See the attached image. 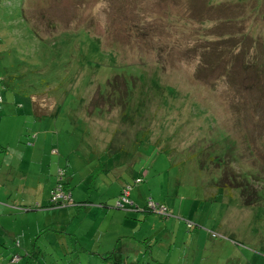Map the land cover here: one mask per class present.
Masks as SVG:
<instances>
[{
    "label": "rangeland",
    "instance_id": "1",
    "mask_svg": "<svg viewBox=\"0 0 264 264\" xmlns=\"http://www.w3.org/2000/svg\"><path fill=\"white\" fill-rule=\"evenodd\" d=\"M254 3L0 0V264H264Z\"/></svg>",
    "mask_w": 264,
    "mask_h": 264
},
{
    "label": "trees",
    "instance_id": "2",
    "mask_svg": "<svg viewBox=\"0 0 264 264\" xmlns=\"http://www.w3.org/2000/svg\"><path fill=\"white\" fill-rule=\"evenodd\" d=\"M234 1V3H236V4H238V5H240V6H242V7H246V5H249L248 6V9L249 10H255V3H254V0H249L248 2H244V1H239V0H233ZM210 2V1H209ZM214 3H218V2H213V4ZM210 4H211V2H210ZM218 5V4H217ZM263 7V3H262V1H261V3H260V5H258L257 6V9L259 8V7ZM224 18V20L223 21H231V20H234V18H230V16H229V19H226L225 17H223ZM206 40L207 41H211V39H210V35L208 36V37H206ZM258 45H260V46H257V44H256V46H255V48H256V53H257V50L258 51H262V50H264V42L263 41H261ZM257 62V61H256ZM261 68H264V63L262 62V64H261ZM253 70V69H252ZM251 70V71H252ZM242 71V70H241ZM253 73V72H252ZM254 74H256V72L254 73ZM141 76L142 77H144V74H141ZM251 76V75H250ZM119 77V76H118ZM252 77V76H251ZM120 78V77H119ZM224 78V76H221V78L220 79H223ZM252 78H254V79H256L257 81H258V87L260 88V92L261 93H263L264 94V88L262 87V85H261V81H263L264 82V80L262 79L263 78V76H260L259 74H256V75H253V77ZM241 80H243V81H241ZM121 81H123V80H120V82ZM235 81H238V82H236L235 83ZM234 81V85H236V86H234L235 87V90L232 88V91L234 92V93H238L239 92V89H238V85L239 86H241V83H243V85H245V87L247 86V89L248 90H250V87L246 84V83H249V82H251L252 80L251 79H247V74H246V76H244V78H238V79H236ZM111 84V86H115L112 82L110 83ZM123 85H124V88H125V92H124V94H127V91H126V86H125V84H124V82H123ZM240 93V92H239ZM241 94V93H240ZM131 95V94H130ZM249 95V94H248ZM240 95H238V97H239ZM243 96V95H242ZM250 96V95H249ZM248 96V97H249ZM105 98H106V96H105ZM249 100H250V103L248 104L249 106H250V108L251 109H256V110H259V109H261L262 108V102H260V101H262V100H264V98L263 99H261L260 98V96H258L257 98H252V97H249L248 98ZM128 105V104H127ZM234 105V106H233ZM231 107H230V109L232 110V112L235 114V117H237L238 118V122H237V125L235 126V127H239V126H241L242 125V121L243 120H245V118H243V116L242 115H240L239 114V116H238V113H241V111H242V109H241V107H240V105L238 104V102L237 103H235V104H233ZM258 112V111H257ZM242 113H243V111H242ZM262 127V126H261ZM212 140H214V139H212ZM202 143V142H201ZM236 149V148H235ZM234 149V150H235ZM234 150H233V152L232 153H230L229 155H225V157L224 158H226L227 156H228V161H226L225 163H224V167L222 168V173H225V174H230L229 172H231L235 167H236V165H238V164H240L238 161H235L236 159L238 160V158H237V156H236V154H235V152H234ZM115 154H113V156H114ZM233 156H236V158L235 157H233ZM214 158V157H213ZM219 161H221V158H220V160ZM234 165V166H233ZM229 166V168H231L229 171H225L226 170V167H228ZM238 175H241L242 173H241V171L240 172H238L237 173ZM61 185L65 188V191H67L66 189H67V186L65 185V184H62L61 183ZM247 188V187H246ZM242 189H243V187H242ZM130 190V186H128V187H126L125 189H123V191L121 192V196H120V200L118 201L119 203H120V205H118V207H120V208H124V209H126V208H129V207H127V206H125L126 204H128L129 203V195L126 193L127 191H129ZM51 195H50V197H49V203H48V206L49 207H58V206H61V205H63L65 202H67V201H69V199L68 200H65V201H59V202H52L51 201ZM124 199H127V201L128 202H123V200ZM154 205H155V207L153 208V210H156V208L159 206V205H156L155 203H154ZM160 207V206H159ZM156 211H158V209L156 210ZM32 246L33 245H35V244H31ZM64 245V241H63V244H62V246ZM79 248H81L82 249V247H80L79 246ZM113 252V251H112ZM26 255H28V256H33V258H36L37 260L40 258V254H41V251L40 250H36V252L34 253H30L28 250L26 251V253H25ZM36 254V255H35ZM121 261H115L114 263H120ZM134 264H140V263H137V260L135 261V263Z\"/></svg>",
    "mask_w": 264,
    "mask_h": 264
},
{
    "label": "built area",
    "instance_id": "3",
    "mask_svg": "<svg viewBox=\"0 0 264 264\" xmlns=\"http://www.w3.org/2000/svg\"><path fill=\"white\" fill-rule=\"evenodd\" d=\"M67 194V193H66ZM68 195V194H67ZM51 201L52 202H63V201H65V200H68L69 199V195H68V197L67 196H65L64 194H63V191L61 190V184H58L56 187H55V189L53 190V192H52V194H51ZM60 196H62L63 197V199L60 197ZM123 202H128L127 201V199H124L123 200ZM119 205H120V203H118ZM149 205L152 207V208H154L155 207V205H154V203H149Z\"/></svg>",
    "mask_w": 264,
    "mask_h": 264
},
{
    "label": "crops",
    "instance_id": "4",
    "mask_svg": "<svg viewBox=\"0 0 264 264\" xmlns=\"http://www.w3.org/2000/svg\"><path fill=\"white\" fill-rule=\"evenodd\" d=\"M126 193L129 195V191H127ZM49 197H50V196H49ZM118 203H119V202H118ZM47 205H48V204H47ZM118 205H119V204H118ZM28 207H31V205H30V206H28ZM27 211H28V210H27Z\"/></svg>",
    "mask_w": 264,
    "mask_h": 264
}]
</instances>
